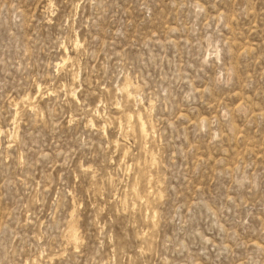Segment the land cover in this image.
Listing matches in <instances>:
<instances>
[{"label":"rangeland","instance_id":"1","mask_svg":"<svg viewBox=\"0 0 264 264\" xmlns=\"http://www.w3.org/2000/svg\"><path fill=\"white\" fill-rule=\"evenodd\" d=\"M0 264H264V0H0Z\"/></svg>","mask_w":264,"mask_h":264},{"label":"bare ground","instance_id":"2","mask_svg":"<svg viewBox=\"0 0 264 264\" xmlns=\"http://www.w3.org/2000/svg\"><path fill=\"white\" fill-rule=\"evenodd\" d=\"M138 124H139L138 125L139 126V134L142 137L147 136L148 131H147L146 125L140 119H139ZM73 239H75L74 236H73Z\"/></svg>","mask_w":264,"mask_h":264}]
</instances>
